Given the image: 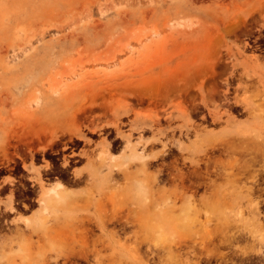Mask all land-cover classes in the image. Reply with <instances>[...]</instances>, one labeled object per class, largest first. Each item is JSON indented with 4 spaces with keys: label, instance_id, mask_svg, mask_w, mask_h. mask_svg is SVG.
<instances>
[{
    "label": "rangeland",
    "instance_id": "rangeland-1",
    "mask_svg": "<svg viewBox=\"0 0 264 264\" xmlns=\"http://www.w3.org/2000/svg\"><path fill=\"white\" fill-rule=\"evenodd\" d=\"M0 180V264H264V0H0Z\"/></svg>",
    "mask_w": 264,
    "mask_h": 264
},
{
    "label": "flooded vegetation",
    "instance_id": "flooded-vegetation-1",
    "mask_svg": "<svg viewBox=\"0 0 264 264\" xmlns=\"http://www.w3.org/2000/svg\"><path fill=\"white\" fill-rule=\"evenodd\" d=\"M202 116H199L198 118H201ZM74 145V144H73ZM65 149H69V152H70V154L68 155L69 157H78V158H81L80 156H79V154H78V152L81 150V148H77V147H75V146H66L65 147ZM77 150V152H73V151H76ZM54 155V154H53ZM74 163H77V162H79V159H75L74 161H73ZM165 164H167V163H165ZM171 168H172V171L171 170H166L164 173H163V175L164 176H166L167 178L165 179V181L167 180V179H178V178H181V177H183V173L184 172H181V174L180 173H178L177 172V170H176V166H174V165H171ZM209 174V172H207V171H205V175H203V178H206V176H209L208 175ZM2 178V177H1ZM46 180H48L49 178H45ZM196 182H198L197 183V185H196ZM204 182V183H203ZM202 182V180L200 181V179H199V174H198V172L196 173V172H194V171H192V175L190 176V179H187V183H188V185L190 186V190L192 191V192H199V189H200V187L201 186H204L205 184H207V182H205V181H203ZM202 183V184H201ZM3 185H7L6 183L5 184H3ZM0 186H1V180H0ZM30 187H32V185H30ZM27 192H31L30 190H27ZM34 201V198H32V197H28L27 195H25L22 199H21V201L19 202V203H16V204H19L20 205V207L21 208H27L28 206H29V203H31V202H33ZM25 202H28V203H25ZM122 224H124V225H122ZM128 226H126V225ZM130 223H127V221H123L122 219H120V220H118L117 221V225L116 226H118L117 227V231L118 232H122V233H126V232H129L130 231V225H129ZM123 227V226H125V229L122 231V230H119V229H121V227ZM83 261V260H82ZM89 261V260H88ZM83 263H85L84 261H83ZM89 263H92V262H90L89 261Z\"/></svg>",
    "mask_w": 264,
    "mask_h": 264
},
{
    "label": "bare ground",
    "instance_id": "bare-ground-1",
    "mask_svg": "<svg viewBox=\"0 0 264 264\" xmlns=\"http://www.w3.org/2000/svg\"><path fill=\"white\" fill-rule=\"evenodd\" d=\"M131 36V38H133L137 43H139V42H141V37L143 36L142 34H130ZM97 60H105V61H107V59H105V58H97ZM45 131V130H44ZM43 131V132H44ZM41 140V139H40ZM143 155V154H142ZM155 154H153V156H154ZM155 157V156H154ZM181 179H182V177H181ZM203 182V181H202ZM197 183L198 182H196V185H197ZM204 183V182H203ZM202 184V183H201ZM57 187H58V190H56V192L54 193V196H53V199L55 200V201H59L60 199V201H62V200H64L65 199V197L68 195V193H67V190L62 186V184H60L59 182L57 183ZM250 193V191H248V194ZM44 196V195H43ZM45 198V197H44ZM44 201H46L45 199H44ZM252 202V201H251ZM258 204V203H257ZM145 217H147V216H145ZM148 218V217H147ZM145 218H143V223H148V222H146L147 221V219H145ZM138 220L139 219H137V223H135V224H138ZM127 223H130V224H132L131 222H127ZM129 224V225H130ZM80 225V224H79ZM81 225H82V223H81ZM122 225H124V224H122ZM126 225V224H125ZM144 225V224H143ZM43 223H39L38 225H35V232H38V231H40V232H42V228H43ZM70 226V225H69ZM127 226V225H126ZM61 227V226H60ZM73 227V226H72ZM76 227V226H75ZM80 227V226H79ZM102 227H103V224H102ZM104 227H105V225H104ZM121 227V226H120ZM128 227V226H127ZM64 228V227H63ZM66 228H67V226H66ZM70 228V227H69ZM69 228H67L66 230L65 229H63L62 231H63V233L65 232V234H67L66 233V231L69 229ZM74 228V227H73ZM71 229V228H70ZM125 229V226H123V227H121V229H119V230H124ZM118 232V231H117ZM115 233H116V231H115ZM124 234H126L125 232H124ZM239 235V234H238ZM237 235V236H238ZM234 236V235H233ZM243 236V235H242ZM239 238H241L242 240H246V238H244V237H239ZM241 239L239 240V241H241ZM235 240H237V237H232V239H231V242L232 241H235ZM229 242V241H228ZM230 242V243H231ZM238 242V241H237ZM233 243V242H232ZM73 251V250H72ZM68 252V251H67ZM247 252H243V255H245ZM75 254V253H74ZM155 256H157V255H155ZM60 257L62 258V260L60 259V261H58V260H54V262H53V264H77L75 261H74V259H73V254H68V255H66V254H61L60 255ZM80 257V256H79ZM82 257V256H81ZM80 257V259L81 260H83L85 263L84 264H93V263H89V261L86 259V257L84 258V257H82L81 258ZM47 259V258H46ZM35 264H49L48 263V261H46L45 259H41V260H36L35 261Z\"/></svg>",
    "mask_w": 264,
    "mask_h": 264
}]
</instances>
